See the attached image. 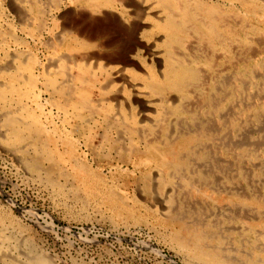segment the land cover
Returning <instances> with one entry per match:
<instances>
[{"label": "rangeland", "instance_id": "374dc122", "mask_svg": "<svg viewBox=\"0 0 264 264\" xmlns=\"http://www.w3.org/2000/svg\"><path fill=\"white\" fill-rule=\"evenodd\" d=\"M121 1L122 0H117L115 8L113 9L114 11L107 9V13L104 16L94 15L95 17H93L88 6L80 1L76 2V0H0V85L2 83L0 88L7 85L11 77L20 75V81H17L19 83L17 85L22 92L26 93L29 73L23 69L25 66L24 60L29 56L28 53H31L33 57L35 56L37 68L34 73L36 77L39 74L38 77L40 81L37 84L36 90L39 89L43 91L37 90L38 95L41 97V108L37 109V106L34 104V98L25 99L24 102L28 106H31L33 108L30 107L32 110H36V113L41 115L40 121L42 120V123L44 122L42 124L44 127L47 128L48 126L50 130H53L52 128L54 127L60 129H58V132L54 133L59 143H61V138H65V131H67V133L72 132L73 134L71 135L74 139L83 138L82 134H84V132L74 133V128H72L75 126L72 117V115H74V109L69 107L70 110L66 108L68 111L66 109L62 111L54 101L55 96L52 91L44 85L47 78L50 76L55 77L60 83L62 82L65 86L67 85L70 87L72 85V87L78 88L84 86L86 84L85 82H91L93 85V98L94 101L96 100L95 103L99 107V113L97 115L100 121L106 118V116L107 118L113 117V119H121V111L124 108L129 111L133 110L138 116L145 118V121L143 120V122L140 123L145 130V138L142 135L141 137L147 141H152L155 138H159L162 141V130L165 131V135H176L177 133L179 134L182 129L197 130L202 124L203 127H207L212 123L206 112L210 107L205 106V108L202 109L204 112L200 109L195 110V108H200V106L203 107L201 103L203 104L204 97L210 90H212L211 92L213 93L221 92L225 89L227 92H234V96L233 99L231 98L230 102L225 103L222 110L224 116L222 115L221 130H215L213 131L214 134L211 132L209 137L206 136V139L202 138V140H197V143L194 142L191 149L193 152L191 151V155L188 157L190 159L187 158L190 164L189 161H187L186 168H181V171H173L169 175L171 176V180L166 187L168 190L162 191V188L159 189V183L161 181V179H159L160 176L154 175L155 179L152 181V184L155 185V192L153 191L154 196H149L143 191L144 185L143 181L140 180L141 174L138 171L135 172L133 167L134 161L128 159V163L126 159H124L127 153L117 151L116 149L109 153L107 150L108 145L106 149H104L105 146L103 147L104 144L101 136L103 133L102 129H98L99 131H97L98 133L96 132L95 135V128L93 127V134L96 136V140L94 141L95 152L85 147V141L83 139L79 140L78 153L85 157L92 168L102 170L107 177V181L110 182L111 185H115L114 187L117 190L123 193L125 191L124 194L128 197V201L131 204L135 195L142 196L143 199L141 198V203L144 206L141 207V214L144 215V218L138 222L139 224L124 223L123 221L114 219L111 216V212L101 207L102 205L95 201L86 203L73 198L75 189L74 191L71 190L73 187L70 183L65 190L63 189V193L52 187L47 182L46 178L41 176L39 172H36L38 171L37 169H34L36 166L35 164H37L35 161L37 155L30 143L25 142L21 144L18 149L9 145L6 139L0 136V221L2 220V222H0V235H3L12 243L16 241L22 242L19 251L22 250L21 247L24 249L22 244L24 243L27 246V243L29 241L31 242L34 236L41 246L46 247L44 249L52 255L56 264H204L202 262L199 263L198 260L187 255L183 250L174 248L175 246L168 237V230L164 224H162V219L166 218L170 210H173L178 214V218L189 227L193 229L201 228V230L204 231L203 234H207L204 242L207 240L208 242L206 244L213 248L216 247L215 249L220 250L230 261L233 263L235 262L234 264H264V152L262 153V151H264V95L261 96L264 94V82L262 81L264 80V35H262L264 34V27L261 25L260 29H256V24H254V26L251 27L252 29L246 27L247 29L244 31L241 29V25H239L241 21L239 18H242L240 12L242 9L240 6L235 4L233 10L228 0H213L215 3L219 2L221 5H225L214 7L211 12L214 14L212 16L214 17V21L217 20L215 26L217 27L218 35L214 43L215 45L211 43L209 38L207 39L209 30L204 25L203 20H201L203 15L200 14L198 16L200 18L199 22H197V19L183 20L186 32L183 41H185L182 42L180 46L174 44V50H176L177 53L175 52L170 57L165 51V41H163L165 40L164 34L157 28L158 25L164 23L166 16L162 13V7H159V0H132L129 1L131 5L125 3H128V0L122 1H125V4ZM144 1L146 3H144ZM173 1L175 2V0ZM177 1H181L180 3H182L186 0H176L175 4L178 3ZM187 1L190 3L192 2V0ZM201 1L207 3L210 0ZM188 7L193 9L192 5ZM225 8L228 11H226ZM222 9L225 10V12L221 11ZM123 10L131 13V17L136 16V14L142 15L140 17L144 22V27L139 32L138 41L132 39L125 40L121 37L117 38L111 31H108L104 33L106 36L100 35L111 43L115 40V44L111 47H100V44H98L99 46L96 49L91 48L78 52L70 51L68 41L65 40L66 34H63L61 31L63 28V21L71 22V19H73L74 22L76 21L80 26L84 24L85 20L90 19L89 22L91 23L96 21L95 26H99L97 25L98 22L106 23L107 26H110L113 24L111 21L113 19L107 18V16L112 17L114 16L112 12ZM171 10L175 12V7ZM177 10V12H179V9ZM218 13L220 15H218ZM223 14L225 15L222 16ZM217 15L218 17L215 18ZM237 15L238 17H236ZM177 18L181 20L182 17L179 14ZM56 20L58 21L56 22ZM187 20L190 21L187 22ZM115 21L117 20L115 19ZM191 25L193 26L191 27ZM127 26L129 27V25ZM218 29L221 31H218ZM201 31H205V33ZM155 33L158 34L156 35ZM206 34L207 37H205ZM246 35L250 37L248 43H244V39L247 38ZM227 38L229 41L225 42ZM251 43L253 44L252 46ZM228 44L233 46L232 49ZM125 46H128L130 49L126 50L127 48H125ZM146 46L148 47V51H146ZM228 46L231 49L230 51H227L229 50ZM162 53H165L164 55L166 56L164 57ZM245 54L247 56H245ZM248 55L250 57H248ZM66 56L70 57L72 61L69 60V63H65ZM166 57H169L170 61H173V63L181 65L186 64L185 66L189 67L193 66L192 68L199 72V76L195 79L196 81L194 80L195 82L192 81L193 84L189 86L191 89L188 88V91H186L187 93L182 96V94L180 95L172 92L169 95L168 103L162 105L160 98L155 95L156 93L152 92L145 81L147 72L152 69H155L158 73L161 72L159 74L162 76V72L165 71ZM243 58L246 59L243 60ZM209 61L211 62L208 64ZM238 61L242 63L240 64ZM62 66L65 67L63 68ZM113 67H116V69L123 68L127 71L116 79L115 72L112 70ZM105 69L106 71H103ZM238 70L240 72H238ZM252 75H254V77ZM243 80H246L247 83ZM236 82L241 87L237 95L235 94V91H237L235 86ZM219 85H221V87ZM114 96H116L117 99ZM260 98L261 100H259ZM252 101H254V103ZM208 104L209 103H207V105ZM15 107L17 108L15 109ZM20 108L21 105L19 104L12 105L8 111L7 109L4 110L3 107L0 108V135L5 134V128L3 126L6 116L10 115V112L13 110H19ZM236 111L239 112L236 113ZM203 113H206L205 115L207 116L205 117ZM23 116L26 117V115ZM184 118H186V120ZM193 118H195V120ZM227 130H230L228 133L231 132L232 134L229 135L230 133L228 134L226 132ZM215 134H217V137ZM244 135L247 139L243 137ZM118 138L121 139V141L123 139L122 143L126 145L129 143L127 136H120L115 132L111 133V139ZM208 138L210 142H208ZM226 138L228 141L231 138V142H228V145L226 143ZM236 140L242 144V147L237 151H241V149L246 150V153H243V155L242 152H231V150L234 149V145L238 143ZM243 141H245V144ZM204 142L206 144H204ZM202 143L203 145H201ZM229 143L231 144L229 145ZM144 144L145 143L142 142V146ZM196 144L200 147L197 148ZM254 144L257 145L255 146ZM59 146L61 147V145ZM216 146L218 147L216 148ZM20 147L22 149L24 148V150ZM228 148L231 150L229 151ZM250 152L252 153L249 154ZM195 154H197L198 157ZM27 160L30 161L28 162ZM243 165L246 166L241 168ZM42 167L44 169L48 167L47 162H45V166ZM150 169L146 171H152V173L157 174L155 168ZM185 172H189V178L191 179L188 181L190 183L180 179ZM179 173L181 174L179 175ZM260 174L261 176L263 175L261 178H259ZM192 175H194V177ZM204 175H206V177ZM177 177L179 179H177ZM173 180H175V182ZM200 180L201 182H199ZM61 183L64 185L65 180L61 179ZM202 186L212 190V192H215L216 195H219L220 199H222L219 200V198H214V201H211L204 194V188L201 189ZM163 192L164 194H162ZM169 196L171 198H168ZM147 209L150 212H148ZM156 211H158L159 214L161 213V216L158 213L156 214ZM9 247L10 246L7 245L3 249L4 254L7 256H15L16 250L13 246ZM248 258L250 259L248 260Z\"/></svg>", "mask_w": 264, "mask_h": 264}, {"label": "bare ground", "instance_id": "6f19581e", "mask_svg": "<svg viewBox=\"0 0 264 264\" xmlns=\"http://www.w3.org/2000/svg\"><path fill=\"white\" fill-rule=\"evenodd\" d=\"M85 3L88 6V9L92 13V16H104L107 12V9H113L115 8V4L117 0H76V2ZM123 1V0H122ZM121 1V2H122ZM128 0V3L125 2L128 5H131ZM231 4V9L234 10V5L238 4L242 10H240L242 14L239 25H241V29L245 31L247 29L246 27H253L254 24H256V29H260V26L262 25L264 27V0H228ZM227 1V2H228ZM122 2V3H124ZM138 2V1H136ZM153 2V1H152ZM151 2V3H152ZM178 2V1H177ZM181 2V1H180ZM178 2L176 3L172 0H159V7H162V13H164L165 20L162 25H158L157 28L162 31L164 34L165 40V47H166V53L168 56L171 57L176 50H174V44L181 45L183 41V37H185V26H184V19H197V22H199L200 18L198 17L200 14L203 15L204 25L208 28V37L207 34L205 37L211 41L212 44L215 43L217 39V27L215 26V22L217 23V20L214 21V17H212L214 14L211 13L212 9L214 7L218 6H225L221 5L219 2L215 3L213 0H210L209 2H202L201 0H192V2L183 1L182 3ZM124 3V4H125ZM144 3H146L144 1ZM150 3V4H151ZM184 3V4H183ZM193 3V4H192ZM2 4V3H1ZM140 4V3H139ZM156 4V2H155ZM153 4V5H155ZM180 5V6H179ZM187 5V7H186ZM192 5L193 9L189 8L188 6ZM126 6V5H125ZM156 7V6H155ZM175 7V12H172V8ZM229 7V8H230ZM224 8V7H223ZM144 9V8H143ZM147 9V8H146ZM149 9V8H148ZM179 9V12H177ZM226 9V8H225ZM141 10V9H140ZM150 10V9H149ZM153 10V8H152ZM232 10V11H233ZM81 11V10H80ZM160 11V10H159ZM220 11V9H219ZM224 11L225 10H221ZM226 11H228L226 9ZM86 12V11H85ZM216 12V11H215ZM235 12V11H234ZM82 13V12H81ZM139 13V12H138ZM155 13V12H154ZM90 14V13H89ZM114 16L110 17L107 16V18H112L113 20L110 26H107L106 23L98 22L95 26V22L91 23L89 20H85L83 25H78L76 21L74 22L73 19H71V22L63 21L62 22V29L61 31L63 34H66L65 40L68 41V46L70 51H82V50H89V49H96L100 44V47H111L115 44V40L113 42H109L108 40H105V37H101L100 34L104 35V33L111 31L115 37L117 38H123L125 40H139L138 35L139 32L144 27V22L141 20L142 15L136 14V16L131 17V13H128L127 11H117L112 12ZM152 14V12H151ZM181 15V20L177 18V16ZM91 15V14H90ZM95 15V16H94ZM163 15V16H164ZM218 15H220L218 13ZM215 16V18L218 17ZM223 14L222 16H224ZM234 15V14H233ZM239 15V14H238ZM238 15L236 17H238ZM241 16V15H240ZM151 17V16H149ZM233 17V16H232ZM117 21H115V19ZM224 18V17H223ZM226 18V17H225ZM234 18V17H233ZM85 19V18H84ZM102 19V18H101ZM236 19V18H235ZM238 19V18H237ZM66 20V19H65ZM92 20V18H91ZM95 20V19H94ZM228 20V19H227ZM230 20V18H229ZM58 20H56L57 22ZM62 21V19H61ZM93 21V20H92ZM190 21V20H189ZM187 20V22H189ZM232 21V20H231ZM54 22V21H53ZM146 22V21H145ZM148 22V21H147ZM159 22V21H158ZM157 22V23H158ZM223 22V20H222ZM221 22V23H222ZM238 22V21H237ZM236 22V23H237ZM91 23V24H90ZM57 24V23H56ZM82 24V23H81ZM151 24V23H150ZM154 24V23H153ZM152 24V25H153ZM129 25V27L127 26ZM197 25V24H196ZM238 25V26H239ZM193 25H191L192 27ZM221 26V25H220ZM232 26V25H231ZM188 27V26H187ZM197 27V26H196ZM230 27V25H229ZM262 27V28H263ZM189 28V27H188ZM195 28V27H194ZM204 28V27H203ZM224 28V27H223ZM239 28V27H238ZM59 29V28H58ZM191 29V28H190ZM196 29V28H195ZM199 29V28H198ZM232 29V28H231ZM239 29L240 31H242ZM252 29V28H251ZM200 30V29H199ZM234 30V28H233ZM236 30V29H235ZM249 30V29H248ZM189 31V30H188ZM195 31V30H194ZM198 31V30H197ZM218 31H221L218 29ZM261 31V30H258ZM263 31V30H262ZM202 32V31H201ZM199 32V33H201ZM205 33V31H203ZM202 32V33H203ZM227 32V30H226ZM235 32V31H234ZM255 32V31H254ZM257 32V30H256ZM159 33V32H158ZM157 33V34H158ZM229 33V32H228ZM232 33V32H231ZM239 33V32H238ZM250 33V32H249ZM262 33V32H261ZM264 33V32H263ZM108 34V33H107ZM111 34V33H110ZM156 34V33H155ZM156 34V35H157ZM230 34V33H229ZM227 34V35H229ZM237 34V33H236ZM243 34V33H242ZM161 35V34H160ZM222 35V34H221ZM240 35V34H239ZM258 35V33H257ZM264 35V34H262ZM17 36V35H16ZM106 36V35H104ZM162 36V35H161ZM226 36V35H225ZM224 36V37H225ZM241 36V35H240ZM250 36V35H249ZM111 37V36H110ZM146 37V36H143ZM203 37V38H205ZM232 37V34H231ZM247 38L244 39V43H248L250 41V37L246 35ZM226 38V37H225ZM236 38V37H235ZM244 38V37H243ZM258 38V37H257ZM260 38V37H259ZM262 38V37H261ZM220 39V38H219ZM239 39V38H238ZM102 40V41H101ZM208 40V41H209ZM233 40V39H232ZM253 40V39H252ZM149 41V40H148ZM209 41V42H210ZM223 41V38H222ZM229 41L228 38L225 42ZM236 41V40H235ZM256 41V40H255ZM259 41V40H258ZM261 41V40H260ZM218 42V41H217ZM233 42V41H232ZM2 43V42H1ZM117 43V42H116ZM186 43V42H185ZM224 43V42H223ZM253 43V42H252ZM251 43V46L253 45ZM211 44V45H212ZM233 44V43H231ZM263 44V43H262ZM52 45V44H51ZM57 45V44H56ZM124 45V44H122ZM120 45V46H122ZM127 45V43H126ZM142 45V44H141ZM215 45V44H214ZM213 45V46H214ZM229 45V44H228ZM148 46V44H147ZM146 46V47H147ZM183 46V45H182ZM186 46V45H184ZM212 46V47H213ZM217 46V45H216ZM222 46V45H220ZM219 46V48H220ZM226 46V44H225ZM230 46V45H229ZM228 46V47H229ZM236 46V45H235ZM261 46V44H260ZM59 47V46H58ZM123 47V46H122ZM223 47V46H222ZM231 49L233 46H230ZM229 50L227 51H230ZM237 47V46H236ZM242 47V46H241ZM246 47V44H245ZM118 48V47H117ZM127 48L126 50H129L128 46H125ZM182 48V47H181ZM225 48V47H224ZM253 48V47H252ZM258 48V46H257ZM99 49V48H98ZM163 49V48H162ZM165 49V48H164ZM184 49V48H183ZM214 49V48H213ZM241 49V48H239ZM262 49V48H261ZM180 50V49H178ZM226 50V49H225ZM238 50V49H237ZM242 50V49H241ZM131 51V50H130ZM146 51H148V47L146 48ZM164 51V52H165ZM240 51V50H239ZM238 51V52H239ZM245 51V50H244ZM252 51V50H251ZM260 51V50H259ZM264 51V50H263ZM232 52V51H231ZM236 52V51H235ZM24 53V52H22ZM21 53V54H22ZM124 53V52H123ZM177 53V52H176ZM226 53V52H225ZM241 53V52H239ZM258 53V52H257ZM29 56L27 59L24 60V68L27 73H29V82H28V88L26 93L22 92L21 89H19L18 82L20 81V75L17 77H11L10 81L7 85H4L0 88V108L3 107L4 110L8 109L12 105H21V108L19 110H13L10 112V115H7L4 120V128H5V134H2L0 136H3L6 139V142L13 146L18 148L21 146V144L27 142L30 143L31 146H33V150L36 157V166L34 169H37L41 176H44L47 180V182L60 192H64L65 188L70 183L73 188L71 190L75 192L73 194V198L80 200L82 202H90L95 201L96 203H99L102 205L101 207L106 208L109 212H111V216L118 220L123 221L124 223H138L142 218H144V215L141 214V207L144 206L141 202L142 196L135 195L133 197L132 204L128 201V197L123 192L117 190L114 186L111 185L110 182L107 181L106 175L103 173L100 169H94L90 166L88 161L85 159V157L82 156V154L78 153V142L80 139H83L85 141V147L93 152H95V144L94 141L96 140V132L99 130H103L102 141H103V147L106 149V146L108 145L107 150L109 153L116 149L117 151L127 153L125 155L126 161L128 162V159H131L134 161V170L135 172H139L141 174L140 180L143 181V191H145L149 196L153 195V191L155 188V185L152 184V181L155 179L154 175L160 176L159 179H161L159 183V189L162 188V191L168 190L166 187L169 185L171 176H169L173 171H179L181 168H186L187 166V158L191 155L190 152L192 151V145L194 142L202 138L206 139V136L209 137L210 133L215 130H221L222 125V113L223 108L226 102H230L231 98L233 99L234 92H227L225 89L221 92H211L212 90H208L209 93L205 95L203 104V107L200 106L202 109L205 108V106H209L210 109L206 112L208 113V118L212 123H210L207 127L202 126L197 130H187L182 129L179 134H167L165 135V131H161L162 141L159 138H155L152 141L144 140L141 135L145 138L143 129V126L140 125L143 120L145 121V118H142L141 116H138L137 113H135L133 110H127L123 109L121 111L122 118L121 119H113L112 118H104L101 121L98 117V111L99 107L96 105L94 101V93H93V85L91 82H85L86 84L82 87H71L65 86L62 82L60 83L55 77L50 76L47 78V81L44 85H46L54 94V101L56 104L60 107L62 111H65L66 108L69 109V107H72L74 109V115H72L74 124L72 128L74 133L75 132H84L82 134L83 138L74 139L72 137L71 133H67L65 131V138H61V143L55 138L54 133L58 132L60 129L58 127L52 128L53 130H50L47 126L44 127L42 125L41 115L36 113V110H32L33 108L31 106H28L24 100L25 99H32L34 98L35 106H37V109H40L41 107V97L38 95L39 89L36 90L37 84L39 81V74L36 77L34 71L37 68V61L36 58L31 55V53H28ZM34 54V53H33ZM71 54V53H70ZM81 54V53H80ZM163 54V53H162ZM165 54V53H164ZM163 56L165 57L166 55ZM181 54V53H180ZM224 54V53H223ZM248 54V52H247ZM38 55V54H37ZM69 55V54H68ZM79 55V54H78ZM77 55V56H78ZM251 55V54H250ZM99 56V55H98ZM230 56V55H229ZM233 56V55H232ZM239 56V55H238ZM245 56H247L245 54ZM253 56V55H252ZM256 56V55H255ZM254 56V57H255ZM264 56V55H263ZM262 56V57H263ZM67 57V56H66ZM80 57V56H79ZM173 57V56H172ZM175 57V56H174ZM177 57V56H176ZM217 57V56H216ZM226 57V56H225ZM224 57V58H225ZM248 57H250L248 55ZM17 58V56H16ZM64 58V57H63ZM163 58V57H162ZM218 58V57H217ZM237 58V57H236ZM253 58V57H252ZM38 59V58H37ZM65 59V58H64ZM76 59V58H75ZM216 59V58H214ZM241 59V58H240ZM246 59V58H245ZM243 58V60H245ZM255 59V58H254ZM258 59V58H257ZM262 59V58H260ZM65 63H69V60H71L70 57H67L65 59ZM211 60V59H210ZM236 60V59H235ZM233 60V61H235ZM256 60V59H255ZM72 61V60H71ZM111 61V60H110ZM214 61V60H213ZM212 61V62H213ZM216 61V60H215ZM211 61L208 62V64ZM227 62V61H225ZM240 62V61H238ZM259 62V61H257ZM9 63V62H8ZM102 63V62H101ZM123 63V62H122ZM158 63V62H157ZM183 63V62H182ZM242 62H240L241 64ZM248 63V62H247ZM263 63V62H262ZM10 64V63H9ZM159 64V63H158ZM207 64V63H206ZM228 64V63H227ZM237 64V62H236ZM239 64V63H238ZM244 64V63H243ZM256 64V61H255ZM6 65V64H5ZM65 65V64H63ZM78 65V64H77ZM160 65V64H159ZM186 65V64H185ZM181 64L173 63V61H170L169 57L165 58V71L162 72V76L159 74L161 72H156V70L152 69L147 72V77L145 83L150 87L152 92L156 93L160 100L162 101V105L165 103H168L169 95L172 92L182 94V96L187 93L188 88H190V84L192 85L195 79L198 78L199 72L189 66H185ZM195 65V64H193ZM229 65V64H228ZM233 65V64H232ZM250 65V64H249ZM107 66V65H105ZM123 66V65H122ZM239 66V65H238ZM63 68L65 66H62ZM99 67V66H98ZM101 67V65H100ZM110 67V66H109ZM112 67V66H111ZM215 67V66H214ZM248 67V66H247ZM253 67V66H252ZM62 68V69H63ZM67 68V67H66ZM108 68V67H107ZM106 68V69H107ZM126 68V67H125ZM140 68V67H139ZM148 68V67H147ZM163 68V67H162ZM197 68V67H196ZM246 68V67H244ZM10 69V68H9ZM85 69V68H83ZM99 69V68H98ZM103 70V71H106ZM112 69V68H111ZM110 69V70H111ZM214 69V68H213ZM250 69V68H249ZM264 69V68H263ZM262 69V70H263ZM4 70V69H3ZM7 70V68H6ZM5 70V71H6ZM20 70V69H19ZM114 74L116 76V79L122 76L123 73H125L127 70L123 68H117L113 67ZM111 70V71H112ZM255 70V68H254ZM257 70V69H256ZM259 70V69H258ZM16 71V70H15ZM158 71V70H157ZM237 71V70H235ZM234 71V72H235ZM249 71V70H248ZM252 71V70H251ZM226 72V71H225ZM238 72H240L238 70ZM237 72V73H238ZM246 72V71H245ZM8 73V72H7ZM201 73V72H200ZM205 73V71H204ZM231 73V72H230ZM5 74V73H4ZM19 74V73H18ZM49 74V73H48ZM215 74V73H214ZM235 74V73H234ZM203 75V74H202ZM201 75V76H202ZM229 75V74H228ZM239 75V74H238ZM243 75V74H242ZM249 75V74H248ZM257 75V74H256ZM2 76V75H1ZM219 76V75H218ZM223 76V75H222ZM226 76V75H225ZM254 77V75H252ZM5 77V76H4ZM7 77V76H6ZM207 77V76H205ZM246 77V76H245ZM244 77V79H245ZM251 77V76H249ZM66 78V77H65ZM209 78V77H208ZM221 78V77H220ZM234 78V77H233ZM238 78V77H237ZM3 79V78H2ZM239 79V78H238ZM66 80V79H65ZM80 80V79H79ZM212 80V79H211ZM220 80V79H219ZM231 80V79H230ZM242 80V79H240ZM247 80V77H246ZM243 80V81H246ZM261 80V79H259ZM18 81V82H17ZM68 81V80H67ZM110 81V80H109ZM113 81V80H112ZM196 81V80H195ZM194 81V82H195ZM215 81V80H214ZM226 81V80H225ZM234 81V80H233ZM236 81V79H235ZM253 81V80H252ZM264 82V80H262ZM217 82V81H216ZM222 82V80H221ZM249 82V81H248ZM76 83V82H74ZM112 83V82H111ZM197 83V82H196ZM195 83V84H196ZM200 83V82H199ZM214 83V82H213ZM225 83V82H224ZM232 83V82H231ZM235 83V82H234ZM247 83V81L245 82ZM254 83V82H253ZM105 84V83H104ZM233 84V83H232ZM2 85V83H1ZM0 85V86H1ZM70 85V84H69ZM108 85V84H107ZM103 86V85H102ZM110 86V85H109ZM216 86V85H215ZM221 87V85H219ZM236 89L235 94L237 95L239 93V89L241 88L240 85L236 82ZM234 86V88H235ZM246 86V85H245ZM226 87V86H225ZM252 87V85H251ZM259 87V85H258ZM105 88V87H104ZM231 88V87H230ZM260 88V87H259ZM191 89V88H190ZM217 89V88H216ZM247 89V88H246ZM149 90V89H148ZM42 91V90H39ZM191 91V90H190ZM193 91V90H192ZM231 91V90H230ZM233 91V90H232ZM250 91V89H249ZM43 92V91H42ZM106 92V91H105ZM244 92V91H243ZM48 93V92H47ZM192 93V92H191ZM255 93V92H254ZM46 94V93H45ZM190 94V93H189ZM241 94V93H240ZM250 94V93H249ZM256 94V93H255ZM259 94V93H258ZM43 95V94H42ZM242 95V94H241ZM252 95V94H251ZM262 94L261 96H263ZM181 96V98H182ZM255 96V95H254ZM258 96V95H257ZM256 96V97H257ZM116 97V96H114ZM185 97V96H184ZM238 97V96H237ZM113 98V97H112ZM176 98V97H175ZM236 98V97H235ZM107 99V98H106ZM117 99V97H116ZM189 99V98H188ZM238 99V98H237ZM241 99V98H240ZM246 99V98H245ZM263 99V98H262ZM105 100V99H104ZM202 100V99H201ZM256 100V99H255ZM261 100V98L259 99ZM47 101V100H46ZM185 101V98H184ZM249 101V100H248ZM257 101V100H256ZM209 103L207 105V103ZM254 103V101H252ZM264 102V101H263ZM49 103V102H48ZM192 103V102H191ZM241 103V102H240ZM261 103V101H260ZM50 104V103H49ZM53 104V103H51ZM111 104V103H110ZM114 104V103H112ZM182 104V103H181ZM235 104V103H234ZM239 104V103H238ZM243 104V102H242ZM257 104V103H256ZM259 104V103H258ZM200 105V104H199ZM228 105V104H227ZM236 105V104H235ZM233 105V106H235ZM247 105V104H244ZM254 105V104H253ZM175 106V105H174ZM32 109H31V108ZM227 107V106H226ZM17 107H15L16 109ZM147 109V108H145ZM228 109V108H227ZM241 109V108H240ZM258 109V108H257ZM12 110V109H11ZM67 110V109H66ZM67 110V111H68ZM182 110V109H181ZM194 110V111H195ZM236 110V109H235ZM60 111V110H59ZM227 111V110H226ZM241 111V110H240ZM248 111V110H246ZM253 111V110H252ZM257 111V110H255ZM264 111V110H263ZM61 112V111H60ZM186 112V111H185ZM190 112V110H189ZM204 112V111H202ZM239 111H236V113ZM168 113V112H167ZM176 113V112H175ZM225 113V112H224ZM246 113V112H245ZM244 113V114H245ZM4 114V113H3ZM1 114V115H3ZM66 114V113H65ZM204 114V113H203ZM206 114V113H205ZM204 114V115H205ZM240 114V113H239ZM23 115H26L24 117ZM68 115V114H67ZM163 115V114H161ZM183 115V113H182ZM241 115V114H240ZM248 115V114H247ZM5 116V115H4ZM69 116V115H68ZM67 116V118H68ZM98 118H97V117ZM200 116V115H199ZM207 115H205L206 117ZM224 116V115H223ZM243 116V115H242ZM252 116V115H251ZM250 116V117H251ZM240 117V116H239ZM244 117V116H243ZM242 117V118H243ZM254 117V116H253ZM252 117V118H253ZM262 117V116H261ZM66 118V117H65ZM182 118V117H180ZM227 118V117H226ZM237 118V116H236ZM235 118V119H236ZM247 118V117H246ZM69 119V118H68ZM186 120V118H184ZM188 119V118H187ZM195 120V118H193ZM200 119V118H199ZM198 119V120H199ZM233 119V118H232ZM240 119V118H238ZM99 120V121H98ZM189 120V119H188ZM197 120V119H196ZM202 120V119H201ZM204 120V119H203ZM207 120V119H206ZM229 120V119H228ZM237 120V119H236ZM234 120V121H236ZM3 121V120H2ZM209 121V120H208ZM225 121V120H224ZM223 121V123H224ZM233 121V122H234ZM247 121V120H245ZM263 121V120H262ZM41 122V123H40ZM64 122L66 123V120L64 119ZM69 122V121H68ZM67 122V123H68ZM207 122V121H206ZM254 122V121H253ZM259 122V121H258ZM1 123V122H0ZM198 123V122H197ZM201 123V122H200ZM231 123V122H230ZM236 123V122H235ZM154 124V123H153ZM156 124V123H155ZM163 124V123H162ZM196 124V123H195ZM199 124V123H198ZM232 124V123H231ZM242 124V123H241ZM260 124V123H258ZM71 125V124H70ZM94 125V126H93ZM152 125V124H151ZM246 125V124H245ZM255 125V124H254ZM185 126V125H184ZM194 126V125H193ZM199 126V125H198ZM229 126V125H228ZM227 126V127H228ZM234 126V125H233ZM240 126V125H239ZM244 126V124H243ZM252 126V125H251ZM263 126V124H262ZM53 127V126H52ZM95 128L94 134L93 130ZM147 127V126H146ZM161 127V126H160ZM177 127V126H176ZM230 127V126H229ZM232 127V125H231ZM253 127V126H252ZM264 127V126H263ZM153 128V126H152ZM184 128V127H183ZM243 128V127H241ZM247 128V127H246ZM59 129V130H58ZM97 129V130H96ZM99 129V130H98ZM146 129V128H145ZM180 129V128H179ZM226 129V128H225ZM3 130V129H2ZM50 130V131H49ZM262 130V129H261ZM143 131V133H142ZM172 131V130H171ZM174 131V130H173ZM217 131V132H218ZM227 130L226 132L228 133ZM237 131V130H236ZM239 131V129H238ZM82 132V133H83ZM116 133L118 135H123L124 137H128L129 143L126 145L125 143H122L121 139H111V133ZM176 132V131H175ZM178 132V131H177ZM221 132V131H220ZM235 132V131H234ZM244 132V131H243ZM3 133V132H2ZM60 133V132H59ZM98 133V132H97ZM157 133V132H156ZM167 133V132H166ZM230 133V134H229ZM228 134L231 135L232 133L229 132ZM1 134V133H0ZM214 134V133H213ZM225 134V133H224ZM227 134V135H228ZM63 135V134H61ZM159 135V134H158ZM175 135V136H172ZM217 137V134H215ZM237 135V134H236ZM154 136V135H153ZM156 136V134H155ZM224 136V135H223ZM240 136V135H239ZM264 136V135H263ZM214 137V136H212ZM221 137V136H220ZM236 137V136H235ZM234 137V138H235ZM245 137V135L243 136ZM242 137V138H243ZM121 138V137H120ZM222 138V137H221ZM240 138V137H238ZM247 139V137H245ZM213 139V138H212ZM216 139V138H215ZM236 139V138H235ZM262 139V138H261ZM260 139V140H261ZM231 140V138H230ZM228 141L226 138V143L228 145ZM238 140V139H237ZM236 140V141H237ZM241 140V139H240ZM239 140V141H240ZM257 140V139H256ZM154 141V142H153ZM204 141V140H203ZM224 141V139H223ZM233 141V140H232ZM248 141V140H247ZM250 141V140H249ZM264 141V140H263ZM142 142L145 144L142 146ZM208 142L209 138H208ZM238 142V141H237ZM245 141H243L244 143ZM26 143V144H27ZM127 143V142H126ZM197 143V142H196ZM225 143V144H226ZM242 143V142H241ZM253 143V142H252ZM204 144H206L204 142ZM211 144V143H210ZM231 143H229L230 145ZM245 144V143H244ZM251 144V142H250ZM6 145V144H4ZM61 145V147L59 146ZM197 145V144H196ZM203 145V143L201 144ZM226 145V146H227ZM249 145V143H248ZM255 145V144H254ZM257 145V144H256ZM255 145V146H256ZM8 146V145H7ZM23 146V145H22ZM205 146V145H204ZM233 146V145H231ZM230 146V148H231ZM102 147V144H101ZM200 147L197 145V148ZM218 146H216L217 148ZM242 147V144L239 142L234 145V149H230L232 151H237ZM245 147V146H244ZM251 147V146H250ZM21 148V147H20ZM61 148V149H60ZM207 148V147H206ZM215 148V147H214ZM226 148V147H224ZM223 148V149H224ZM253 148V147H252ZM13 149V148H12ZM19 149V148H18ZM22 149V148H21ZM195 149V148H194ZM202 149V148H201ZM205 149V148H203ZM245 149V148H244ZM250 149V148H249ZM248 149V150H249ZM262 149V148H261ZM24 150V148L22 149ZM212 150V146H211ZM225 150V149H224ZM229 150V148H228ZM229 150V151H230ZM251 150V149H250ZM254 150V149H253ZM199 151V150H197ZM214 151V150H213ZM212 151V152H213ZM216 151V149H215ZM256 151V150H255ZM262 151V150H261ZM260 151V152H261ZM24 152V151H23ZM193 152V151H192ZM209 152V151H208ZM225 152V151H224ZM246 153V150L237 151ZM264 151H262L263 153ZM92 153V152H91ZM202 153V152H201ZM221 153V152H220ZM219 153V154H220ZM227 153V152H226ZM225 153V154H226ZM250 152L249 154H251ZM34 154V153H33ZM34 154V155H35ZM96 154V153H95ZM207 154V151H206ZM209 154V153H208ZM228 154V153H227ZM197 155V154H195ZM210 155V154H209ZM229 155V154H228ZM233 155V154H232ZM231 155V156H232ZM261 155V154H260ZM193 156V153H192ZM191 156V158H192ZM227 156V155H226ZM234 156V155H233ZM248 156V155H247ZM255 156V155H254ZM109 157V156H108ZM198 157V155H197ZM196 157V158H197ZM207 157V155H206ZM238 157V156H237ZM256 157V156H255ZM110 158V157H109ZM108 158V159H109ZM195 158V157H194ZM208 158V157H207ZM222 158V156H221ZM225 158V157H224ZM223 158V160H224ZM228 158V157H227ZM226 158V159H227ZM239 158V157H238ZM190 159V158H188ZM202 159V158H200ZM211 159V158H210ZM194 160V159H192ZM246 160V159H245ZM255 160V159H253ZM28 161V160H27ZM30 161V160H29ZM28 161V162H29ZM242 161V160H241ZM248 161V160H247ZM263 161V160H262ZM45 162H47L48 167H45V169L42 166H45ZM234 162V161H233ZM244 162V161H243ZM246 162V161H245ZM254 162V161H253ZM129 163V162H128ZM237 163V162H234ZM31 164V163H28ZM190 164V161H189ZM188 164V166H189ZM249 164V163H248ZM27 166V165H26ZM47 166V165H46ZM239 166V165H238ZM241 166V165H240ZM246 166V165H245ZM243 165L244 168L245 167ZM29 167V166H28ZM213 167V166H212ZM232 167V166H231ZM263 167V166H262ZM150 168H155L157 170V174L152 173V171H146ZM239 168V167H238ZM264 168V167H263ZM188 169V168H187ZM231 169V168H230ZM250 169V168H249ZM252 169V168H251ZM151 170V169H150ZM227 170V169H226ZM238 170V169H237ZM236 170V171H237ZM254 170V169H253ZM181 171V170H180ZM187 171V170H186ZM244 171V170H243ZM251 171V170H250ZM193 173H196L192 171ZM228 172V171H226ZM234 172V171H233ZM176 173V172H175ZM192 173V174H193ZM199 173V172H198ZM204 173V171H203ZM248 173V171H247ZM251 173V172H250ZM181 173H179L180 175ZM225 174V173H223ZM196 175V174H195ZM227 175V174H226ZM255 175V174H254ZM194 177V175H192ZM206 177V175H204ZM240 176V175H239ZM251 176V175H250ZM261 178V174L259 175ZM228 177V176H227ZM252 177V176H251ZM238 178V177H237ZM248 178V177H247ZM61 179L65 180V184L63 185L61 183ZM177 179H179L177 177ZM182 181H190L191 178H189V172H185V174L182 175L180 178ZM204 179V178H203ZM207 179V178H205ZM225 179V178H224ZM199 180V179H198ZM202 180V179H201ZM201 180L199 182H201ZM233 180V179H232ZM236 180V179H235ZM245 180V178H244ZM111 181V180H110ZM175 182V180H173ZM179 181V180H178ZM188 181V182H189ZM194 181V179H193ZM64 182V181H63ZM112 182V181H111ZM198 182V183H199ZM211 182V181H210ZM178 183V182H177ZM190 183V182H189ZM207 183V182H206ZM205 183V184H206ZM69 184V185H70ZM114 184V183H113ZM192 185V184H190ZM142 187V186H141ZM204 187L202 186L201 189ZM64 189V190H63ZM204 194L207 196L208 199L211 201H214V198H219V195H216L215 192H212V190L208 188H204ZM155 192V191H154ZM144 193V192H143ZM164 194V192L162 193ZM223 194V193H222ZM144 195V194H143ZM158 195V194H157ZM204 195V196H205ZM231 195V194H230ZM259 195V194H258ZM154 196V195H153ZM236 196V195H235ZM239 196V195H238ZM250 196V195H249ZM260 196V195H259ZM167 197V196H166ZM237 197V196H236ZM243 197V196H242ZM263 197V196H262ZM150 198V197H149ZM168 198H171L170 196ZM261 198V197H260ZM143 199V198H142ZM259 200V199H258ZM172 201V199H171ZM170 201V202H171ZM169 202V203H170ZM251 203V202H250ZM79 204V203H78ZM83 204V203H82ZM173 204V202H172ZM258 204V203H257ZM253 205V204H252ZM264 205V204H263ZM91 206V204H90ZM173 206V205H172ZM259 206V205H258ZM260 209V207H259ZM263 209V208H262ZM148 212H150L147 209ZM260 211V210H259ZM158 211H156V214ZM260 213V212H259ZM159 214V213H158ZM3 215V214H2ZM161 216V213L159 214ZM178 214L174 212L173 210H170L166 218L162 219V224L167 228L168 230V237L172 244L175 246L174 248H178L183 250L187 253V255L195 258L196 260L204 264H234L230 259H228L226 256L221 253L220 250H217L208 244H206L208 241L204 242L205 234H203V230L200 229H193L192 227H189L186 225L182 220H180L177 216ZM1 216V215H0ZM147 218V217H146ZM160 218V217H159ZM263 219V218H262ZM6 221V220H5ZM115 221V220H114ZM260 221V220H259ZM2 222V220L0 221ZM261 223V221H260ZM1 224V223H0ZM139 224V223H138ZM263 225V223H261ZM257 225V224H256ZM5 226V225H4ZM163 226V225H162ZM258 226V225H257ZM261 226V225H260ZM264 229V228H263ZM4 234V233H3ZM22 234V233H21ZM166 234V235H167ZM6 236V235H5ZM214 238V237H211ZM218 238V237H217ZM207 239V237H206ZM215 239V238H214ZM209 240V238H208ZM211 240V239H210ZM218 241V240H217ZM30 242V241H29ZM22 244L24 246V249L21 247V251H19V248L21 246L20 241H16L15 243L10 242L7 240L3 235H0V264H56L53 260V257L51 254H49L44 248V246H41L39 241L34 238L31 240L30 243ZM211 242V241H210ZM26 243V242H25ZM39 243V244H38ZM9 245L10 247L13 246V248L16 250V255H6L3 252V249ZM15 245V246H14ZM212 245V244H211ZM9 247V248H10ZM220 248V247H218ZM177 251V250H176ZM226 253V252H225ZM186 255V257H187ZM185 257V258H186ZM189 257V258H191ZM256 257V256H255ZM263 257V256H262ZM188 258V257H187ZM233 258V257H232ZM257 258V257H256ZM250 258H248L249 260ZM247 261V260H246ZM261 261V260H260ZM255 262V261H254ZM258 262V261H257ZM239 264V263H238Z\"/></svg>", "mask_w": 264, "mask_h": 264}]
</instances>
